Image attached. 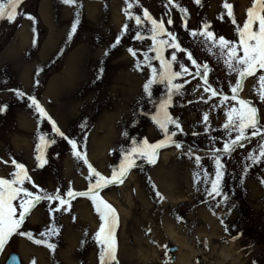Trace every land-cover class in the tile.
I'll return each mask as SVG.
<instances>
[{"label": "rangeland", "instance_id": "1", "mask_svg": "<svg viewBox=\"0 0 264 264\" xmlns=\"http://www.w3.org/2000/svg\"><path fill=\"white\" fill-rule=\"evenodd\" d=\"M225 2L232 4L237 24L242 27L254 0H127L133 5L129 9L132 20L124 12L126 0H75L71 5L63 0H22L15 22L0 19V178H12L11 174L18 171L15 161L25 165L42 189L50 193L59 189L65 198L68 189L87 191L95 183L94 177L88 179L83 157L78 159L67 141L52 131L51 121L40 116L27 99L29 95L37 98L61 131L77 140L78 150L107 178H111L113 169H118L124 150L132 147L129 137L138 142L147 138L151 144L165 139L151 119L155 105L143 92L151 69L141 71L135 67V60L143 61L145 51L153 57V66L159 67L151 51V33L146 30L151 24L144 17L145 9L153 19L164 22L166 32L178 37L187 50L179 57L187 61L190 51L197 63L208 64L209 82L230 97V85L235 79L223 63L224 57L214 54L217 49L209 51L211 45L202 43L203 37L189 35L207 22L218 36L238 43L236 25L223 8ZM77 13V31L69 39ZM25 14L35 19H27ZM221 14L223 20L218 19ZM136 15L144 22L143 42L134 38ZM169 19L172 24L167 23ZM125 24L129 25L126 34ZM117 35L123 38L113 49L110 45ZM168 38L166 34L160 37ZM128 47L138 50L136 58L127 51ZM172 51L171 47L165 49L166 58L170 59ZM185 66L195 73L191 61ZM38 68L43 71L37 75ZM174 70H179L178 66ZM260 74L264 70L244 80L239 96L252 100L264 117V102L257 95ZM176 82L183 84V94L173 97L169 114L180 122L182 131L175 125H169V129L177 132L173 139L183 147L169 145L158 149L154 164L137 160V166L128 171L122 183L99 190V196L118 215L116 261L111 264H184L180 259L187 249L180 239L198 250L190 264H264V159L258 163L249 159L253 153L259 155L264 135L245 141L231 155L225 154L223 144L229 139L223 128L225 111L229 106H238L236 102L229 100L221 105L220 97H210L203 91L199 77L186 75ZM17 89L27 95L18 97L12 91ZM163 93V85H154L153 99ZM4 105L6 111L2 110ZM261 124L264 125V118ZM125 132L129 137H125ZM108 133L111 137L107 141ZM41 135L54 138L57 143L42 147V153H38ZM188 149L193 150L191 157ZM217 149L226 169L227 201L223 196H209L206 189L210 185L194 181V171H200L194 164L195 155L202 157L203 168L214 178L210 154ZM38 154L48 161L43 168L37 167ZM25 186L38 191L28 182ZM67 199L70 207L65 205L59 212L51 211L59 206V201L36 204L21 229L6 240L0 251V264H6L15 252L21 254L23 264H100L101 246L94 237L101 221L95 205L87 196ZM53 227L58 229L57 235H40ZM20 231L29 233L31 238L20 235ZM36 240L46 242L37 244ZM47 243L54 244L55 249H49ZM172 246L178 247L173 255L168 252ZM172 257L175 259L171 263Z\"/></svg>", "mask_w": 264, "mask_h": 264}, {"label": "snow or ice", "instance_id": "2", "mask_svg": "<svg viewBox=\"0 0 264 264\" xmlns=\"http://www.w3.org/2000/svg\"><path fill=\"white\" fill-rule=\"evenodd\" d=\"M195 2L199 3L200 0H195ZM21 3L22 0H2V2H0V19L6 18L9 22H15L19 14L18 8ZM63 3L71 5L75 3V0H63ZM132 7L133 5L131 3H127V7L124 9L125 15L129 20L133 19L132 13L129 12V9ZM223 8L227 10L226 14L231 18L232 24L236 25L235 31L239 37L238 43L226 39L223 35L218 36L213 30H210L211 25L207 22L202 24L200 30H191L189 35L192 37H203L202 43L211 45L209 51L217 49L214 54L218 57H224L223 63L227 66L229 74H234L235 79L234 85H230V97L225 94L222 89H217L212 86L208 78V64L205 63L204 65H200L197 63L190 51L187 52V61H191L196 71L195 73L189 72V68L185 66L187 61L179 57L180 53H184L187 50L181 46L178 37L173 35L172 32H166L164 22H158L156 19L152 18L146 9L144 10V17H146L147 21H150L151 24V27L146 29L151 33V40L153 42L151 51L155 53L154 59L159 61V67L153 66V57L149 56L147 51L143 53V61L140 59L135 60V67L141 71L151 69L150 78H148L143 85V92L146 93L148 100L155 105V110L154 113L151 114V119L159 126L165 139L154 144L149 143L147 138H144L142 142H138L135 138L129 137L128 132H125V137H129L132 141V147L124 150L123 159L120 161L118 169H113L111 178L102 175L88 162L86 155L78 150L77 140L71 138L64 131H61L56 125V122L48 116L35 96H27V99L31 101V105L35 107L40 116H47L48 120L51 121L52 131L61 139L67 141L78 159L83 157V162L87 165L89 172L88 179L92 180L93 177L95 178V183L91 184L87 191L78 192L68 189L66 197L75 198L77 196H87L91 198L95 205L96 212L99 214V219L101 221L94 237L101 246L99 256L100 264H111V262L116 261L117 242L115 238V229L118 227V215L115 209L99 196V190L110 184L117 182L122 183V178L128 171L137 166V160L144 159L147 163L154 164L156 162L158 149L169 145H174L176 148L183 147L181 143L173 139V137L177 135V132L170 131L169 129V125H175L177 130L182 131L180 122L173 119L169 114V107L173 103V97L183 94V84L176 82L178 78L186 75H191L194 78L199 77L203 81V91L205 93H210V97H220L219 102L221 105H224L229 100L235 101L236 105H238L229 106L225 111L227 119L223 124V128L229 136V139L224 142L222 148L225 154L231 155L238 146L243 147L245 141L250 140L252 137L264 135V125L261 124V120L264 117H262L260 110L253 104L252 100L243 99L239 96L240 91L243 90L244 80L248 77L255 76L258 71L264 70V0H254L252 6L247 10V19L243 22L242 27L237 24L233 14L232 4L225 2ZM184 11L187 10L184 9ZM25 16L27 19H35L28 14H25ZM218 19L223 20L224 15L221 14ZM134 20L136 25L134 38L137 41L143 42L145 37L141 34V28L144 22L139 15H136ZM167 23L172 24L173 21L169 19ZM78 24L79 13H77V19L71 26L69 39L76 33ZM257 25L258 27H254ZM128 31L129 25L125 24L123 26V32L126 34ZM164 34L169 37L167 40L160 39ZM122 38L121 35H117L110 47L114 49L119 46ZM167 47L173 49L170 54V59L166 58L165 55V49ZM127 51L134 58L137 57L138 50L128 47ZM241 52L242 55L240 54ZM105 55H108V53L106 52ZM142 63L144 67H141ZM174 66H178L179 70H174ZM201 68H203V71H201ZM42 71L43 68H38L37 75ZM36 83L38 84L39 81L37 80ZM258 83L259 89L257 90V95L260 101L264 102V74L258 76ZM154 85H163L164 93L162 97L153 99ZM197 87H199V85ZM12 91H15V94L20 98L27 95L18 89ZM6 109L7 105H4L2 110L6 111ZM145 115H148V113H145ZM204 120L205 122L208 121L207 114H205ZM249 130H251L250 135ZM232 133H235L234 138H232ZM39 139L41 143L37 146L38 153H42V147L57 143L56 139H46L44 135H41ZM219 151V149L213 150L210 154L215 166L214 178H211L209 172L203 168L202 157L199 155H195L194 164L200 171H194L193 175L195 183L199 184L203 182L210 185V188L206 189L209 196L213 198L223 196L224 201H227L228 197L224 194V176L226 169L220 155H218ZM188 154L191 157L193 155V150L188 149ZM57 155L59 154L57 153ZM35 159L38 161V168H43L48 163L43 154H38ZM249 159H251L253 163H258L261 159H264V143H260L259 145V155L257 156L253 153L249 156ZM13 163H15L18 171L11 174L12 178H0V251L4 249L6 240L21 229V226L25 223L26 216L30 214V210L36 204L45 200L49 202L59 201V206L52 208V212H59L61 207L65 205L70 207V199L62 196L59 189L51 193L45 191L33 181L32 177L29 175L28 169L23 163H16L15 161H13ZM201 171L203 175H201ZM26 182L32 184V187L38 189V191L34 192L29 190V188L25 186ZM157 195L160 194L157 192ZM14 201H18V203L14 205ZM18 209L20 211L17 216ZM19 234L29 235V238H31L29 233L20 231ZM57 234L58 229L55 227L40 233L42 237H51ZM45 242L44 240L35 241L37 244ZM47 247L49 249H55V245L52 243H47ZM164 247L166 248L167 246Z\"/></svg>", "mask_w": 264, "mask_h": 264}, {"label": "bare ground", "instance_id": "3", "mask_svg": "<svg viewBox=\"0 0 264 264\" xmlns=\"http://www.w3.org/2000/svg\"><path fill=\"white\" fill-rule=\"evenodd\" d=\"M91 7L93 8L94 7V5H91ZM119 19V18H118ZM114 20H116V18H114ZM120 23V22H119ZM73 61H75V60H77V57L76 56H74L73 57V59H72ZM110 137H111V134H107V141H108V139H110ZM103 141H105V138H103ZM128 214H129V212H127V213H125V219H126V217L128 216ZM86 216H87V214H86V209L84 210V212H83V217L84 218H86ZM88 217V216H87ZM70 241L72 242L73 241V237H71L70 238ZM180 241V244H182V245H184V248H186L187 250H185L184 252H183V254L181 255V262L182 263H184V264H190V262H189V260H190V258L191 257H193L194 255H196L197 254V251L198 250H196L195 249V247H194V245H193V247H191L190 246V244H189V241H186V240H179ZM141 253V252H140ZM223 256V255H222ZM224 259L226 258H228V256L227 255H225L224 254ZM64 257L65 258H67V259H70L71 257H68V256H65L64 255Z\"/></svg>", "mask_w": 264, "mask_h": 264}, {"label": "water", "instance_id": "4", "mask_svg": "<svg viewBox=\"0 0 264 264\" xmlns=\"http://www.w3.org/2000/svg\"><path fill=\"white\" fill-rule=\"evenodd\" d=\"M177 251V248L176 247H173L170 252L171 253H174ZM6 264H22V260H21V257L19 254L17 253H13L9 256Z\"/></svg>", "mask_w": 264, "mask_h": 264}, {"label": "flooded vegetation", "instance_id": "5", "mask_svg": "<svg viewBox=\"0 0 264 264\" xmlns=\"http://www.w3.org/2000/svg\"><path fill=\"white\" fill-rule=\"evenodd\" d=\"M172 263V262H171Z\"/></svg>", "mask_w": 264, "mask_h": 264}]
</instances>
